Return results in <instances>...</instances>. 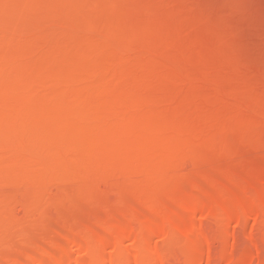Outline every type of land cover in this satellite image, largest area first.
Here are the masks:
<instances>
[{
	"label": "rangeland",
	"instance_id": "obj_1",
	"mask_svg": "<svg viewBox=\"0 0 264 264\" xmlns=\"http://www.w3.org/2000/svg\"><path fill=\"white\" fill-rule=\"evenodd\" d=\"M32 258L264 264V0H0V264Z\"/></svg>",
	"mask_w": 264,
	"mask_h": 264
},
{
	"label": "bare ground",
	"instance_id": "obj_2",
	"mask_svg": "<svg viewBox=\"0 0 264 264\" xmlns=\"http://www.w3.org/2000/svg\"><path fill=\"white\" fill-rule=\"evenodd\" d=\"M68 245H74L73 243H69ZM77 248H79V249H85V248H83V247H80V246H78ZM50 260V259H49ZM49 260H47L45 263L46 264H58V262H56L55 260L53 261V260H51L50 262H49ZM48 262V263H47ZM21 264H41L40 262H38L37 260H35L34 258H32V261L30 262V263H21ZM61 264V263H60Z\"/></svg>",
	"mask_w": 264,
	"mask_h": 264
}]
</instances>
